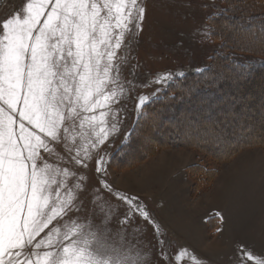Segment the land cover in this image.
<instances>
[{
    "label": "snow or ice",
    "instance_id": "1",
    "mask_svg": "<svg viewBox=\"0 0 264 264\" xmlns=\"http://www.w3.org/2000/svg\"><path fill=\"white\" fill-rule=\"evenodd\" d=\"M146 15L147 0H24L0 17V264H152L151 252L137 247L142 241H126L123 226L137 214L151 224L160 246L167 243L145 206L103 178L101 187L128 205L120 230L108 226L115 209L100 189L91 200L100 223L92 216H71L83 210L79 193L88 178L61 166L87 169L118 134L113 105L132 87L121 74L128 62L122 53L143 31ZM215 34L204 29L205 38ZM172 77L165 73L155 82ZM153 98L159 99L157 93L137 97L139 115ZM106 155L96 160L101 176L107 175ZM70 178H75L71 186ZM186 253L181 249L176 259ZM238 254L239 264H264L243 245ZM160 255L171 264L163 247Z\"/></svg>",
    "mask_w": 264,
    "mask_h": 264
},
{
    "label": "rangeland",
    "instance_id": "2",
    "mask_svg": "<svg viewBox=\"0 0 264 264\" xmlns=\"http://www.w3.org/2000/svg\"><path fill=\"white\" fill-rule=\"evenodd\" d=\"M23 2L24 0H0V17L19 9ZM213 2L217 8L205 7ZM227 3L231 4L227 0H147L143 31L131 43L128 51L122 53L128 56V62L122 66L121 74L125 81L132 82V87L119 105H113L118 110L119 132L110 137L99 153H107V175L101 176L96 172V160L99 158L97 154L88 162L87 169L72 164L61 165L83 173L88 178L86 190L79 193L80 200L84 202L83 210L71 213L73 217L92 216L95 223H100L102 215L97 216L92 212L94 206L91 203L95 194L93 190L100 189L98 194L115 209L108 226L114 232L120 230V220L128 205L104 190L99 183L101 178L116 192L134 197L137 204L145 206L152 218L160 224L162 232L166 234L163 239L170 245L166 243L160 246L151 224L138 214L123 227L127 229L126 241L136 244L140 240L142 243L137 247H144L145 251L151 252L152 264H169V260L160 255L161 247H168L171 253L174 251L173 256L171 253L168 255L171 264H239L238 249L241 245L254 255L264 258L263 69L256 71L251 80H245L241 72H235L227 66L215 77L219 82L217 87L200 94L192 90V94L197 95L194 99L196 101H192L190 105L184 101L179 102L175 113L168 115L164 119L165 123L162 122L163 127L175 120L182 122L180 132L174 137L177 142H171L158 134L157 131L162 128L160 127L150 133V137L148 134H140L134 139L132 163L122 165L109 162L110 155L124 142L139 115L136 111L139 95L151 96L152 93H157L161 96L167 84L180 76V72L204 69L212 61L211 56L220 39L217 36L205 38L204 29L210 28L206 17L210 13L220 12L225 6H229ZM237 19L230 18L235 23L234 29L230 32L227 29L225 37L228 41H234L231 39L233 32L238 35L250 32L248 35H251V32L260 30L249 25L241 26ZM246 41L253 49L264 45L261 39L255 41L246 38ZM224 72L235 76L226 78L225 81L222 77ZM165 73H172V79L166 83H156L158 76ZM183 108L189 110L188 116L183 113ZM153 137L164 139V144L162 142L157 149H147L146 146ZM190 137L194 138L193 144L188 143ZM248 138L250 143H244L227 159H216L197 148L200 141L210 140L212 146H220L229 140L235 142ZM57 150L63 151L59 146ZM49 162L55 163V158ZM160 163L161 169L157 167ZM195 163L211 169L213 173L208 180L210 188L191 194L192 179H187L186 170L182 166ZM186 180L190 182V200L189 204L181 205L173 200L177 201L184 195L181 196L179 190L175 192L174 189L185 186ZM74 183L75 178L68 180L69 186ZM203 213L218 218L215 233L207 221H201ZM217 213L223 217L222 220ZM137 227L140 229L139 233L134 232ZM218 228L222 231L218 232ZM181 249H187V253L177 260L176 256ZM193 255L197 257V261L192 260ZM248 264L254 262L249 261Z\"/></svg>",
    "mask_w": 264,
    "mask_h": 264
},
{
    "label": "trees",
    "instance_id": "3",
    "mask_svg": "<svg viewBox=\"0 0 264 264\" xmlns=\"http://www.w3.org/2000/svg\"><path fill=\"white\" fill-rule=\"evenodd\" d=\"M227 1L231 3H227L229 6H225L220 12L215 13V16L208 19L210 24L209 27L215 30V36L220 39L219 43H217V49L211 56L212 61L206 68H204L203 72L188 70L183 76L176 77L167 84L161 96H159V99L153 98L144 107L143 115H138L128 133L129 140L126 143L123 142L110 155V164L119 163L122 165H128L132 163V153L135 151L133 147V142L135 141L134 139L140 134L141 136H146L147 134V136H149L150 133L159 130L160 127L162 128L157 131L158 134L160 133L163 138L169 139L171 142H177L174 137H176L177 133L180 132V124H182V122L180 123L178 120H175L170 122L172 124L166 127L161 125L162 122H164V119H166L168 115L175 113L176 106L179 102L184 101L190 105L193 103L192 101H196L194 99L197 95L195 93L192 94V90H196L197 93L200 94L212 89L213 87H217L219 82L215 80V77L220 71H224L223 69L227 66L235 72H241V74H243L242 78L245 80L254 78L256 71L261 69L264 70V45L263 47L260 46L258 48L257 46L253 49L252 47L250 48L249 42H245L246 38L255 39V41L264 38V0ZM230 18L231 20L238 18V23L240 21L239 25L241 26L249 25L253 28L257 27L260 30L251 32L252 37H250L251 35H248L250 32H248L247 35H238L237 32H233L231 39L234 41H228L226 40L227 37H225V35L227 36V29L230 32V30L234 29L235 23L232 22ZM215 36H212L211 38H214ZM260 36L261 38H259ZM254 52L256 53L254 54ZM231 76L234 77L235 74H231ZM231 76L224 72L222 77H224L226 81ZM183 113L188 116L189 110L183 108ZM212 134L213 133H211V135ZM190 138L191 139L188 140V143L193 144L192 139L194 138ZM183 141L186 140L184 139ZM249 141V138L241 139L235 142H231L229 140L223 145L219 146V144H215L212 146V142L210 140H206L198 142L197 148L203 153L221 160L227 159L234 153V151H236V149L241 148L244 143H250ZM252 142L253 141H251V143ZM161 143L162 145L164 144V139L161 138L158 140V138L153 137L146 147L147 149L150 148L152 150L153 148L157 149ZM185 170L187 176L192 179L190 187L191 194H198L203 190L210 188L211 183L208 180H210L211 174L213 173L211 169L206 168L199 163H195L187 166ZM207 222L211 226L213 233H215L218 218L210 217Z\"/></svg>",
    "mask_w": 264,
    "mask_h": 264
},
{
    "label": "crops",
    "instance_id": "4",
    "mask_svg": "<svg viewBox=\"0 0 264 264\" xmlns=\"http://www.w3.org/2000/svg\"><path fill=\"white\" fill-rule=\"evenodd\" d=\"M178 155V154H177ZM187 158L189 159V156L187 155ZM191 163V162H190ZM161 165V163L157 166V167H159ZM188 166V164H186V165H183L182 166V168H184V171H185V168ZM160 168V167H159ZM162 168V167H161ZM160 168V169H161ZM186 174V173H185ZM186 177H187V179H189L188 178V176H187V174H186ZM186 186V187H185ZM185 186H180L178 189H174V191L176 192L177 190H179V193H180V195L181 196H183V198H180V199H177V201L174 199L173 201L174 202H177V203H179V204H181V205H185V204H189V186H190V182L188 183V181L186 180V184H185ZM172 191H173V189H172ZM134 195V194H133ZM134 196H136V195H134ZM188 197V198H187ZM154 213V212H153ZM155 215V214H154ZM209 217H212V215L210 216H206V214L205 213H203V215H201V221L203 222H206L207 220H208V218ZM213 217H214V215H213ZM168 243V242H167ZM169 244V243H168ZM170 245V244H169ZM168 248V247H167ZM166 248V249H167ZM168 250V249H167ZM178 250V249H177ZM169 251V252H168ZM167 251V254L168 255H170V253H171V250L169 249ZM176 252V251H175ZM172 254V256L174 255V251L171 253Z\"/></svg>",
    "mask_w": 264,
    "mask_h": 264
}]
</instances>
